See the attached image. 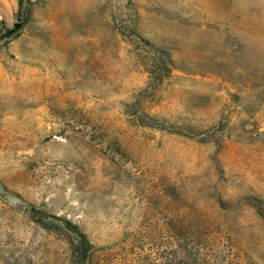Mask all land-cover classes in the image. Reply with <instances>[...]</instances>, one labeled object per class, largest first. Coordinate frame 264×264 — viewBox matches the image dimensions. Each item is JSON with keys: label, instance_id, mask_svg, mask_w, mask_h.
<instances>
[{"label": "rangeland", "instance_id": "1", "mask_svg": "<svg viewBox=\"0 0 264 264\" xmlns=\"http://www.w3.org/2000/svg\"><path fill=\"white\" fill-rule=\"evenodd\" d=\"M1 6L0 264H264V0Z\"/></svg>", "mask_w": 264, "mask_h": 264}, {"label": "crops", "instance_id": "2", "mask_svg": "<svg viewBox=\"0 0 264 264\" xmlns=\"http://www.w3.org/2000/svg\"><path fill=\"white\" fill-rule=\"evenodd\" d=\"M31 1H37V0H31ZM1 3L4 9L5 20L6 21L14 20L17 17L18 11L21 7L20 0H1Z\"/></svg>", "mask_w": 264, "mask_h": 264}, {"label": "trees", "instance_id": "3", "mask_svg": "<svg viewBox=\"0 0 264 264\" xmlns=\"http://www.w3.org/2000/svg\"><path fill=\"white\" fill-rule=\"evenodd\" d=\"M26 1H31V0H26ZM20 2H21V5L23 4V0H20ZM76 227V226H75ZM81 237L84 239V241H85V243L86 242H88V240L86 239V236L83 234V233H81ZM86 250H84V252H85ZM86 253V252H85Z\"/></svg>", "mask_w": 264, "mask_h": 264}, {"label": "built area", "instance_id": "4", "mask_svg": "<svg viewBox=\"0 0 264 264\" xmlns=\"http://www.w3.org/2000/svg\"><path fill=\"white\" fill-rule=\"evenodd\" d=\"M5 29H6V28H5L4 26H0V31L3 32V31H5Z\"/></svg>", "mask_w": 264, "mask_h": 264}]
</instances>
